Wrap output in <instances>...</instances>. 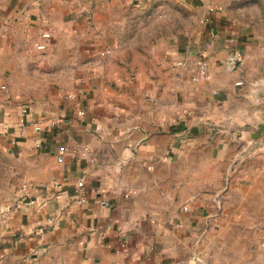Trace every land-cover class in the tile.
<instances>
[{"label": "crops", "instance_id": "1", "mask_svg": "<svg viewBox=\"0 0 264 264\" xmlns=\"http://www.w3.org/2000/svg\"><path fill=\"white\" fill-rule=\"evenodd\" d=\"M263 106L264 0H0V264H264Z\"/></svg>", "mask_w": 264, "mask_h": 264}, {"label": "rangeland", "instance_id": "2", "mask_svg": "<svg viewBox=\"0 0 264 264\" xmlns=\"http://www.w3.org/2000/svg\"><path fill=\"white\" fill-rule=\"evenodd\" d=\"M195 20L196 13L194 10L190 9L185 12L181 11V7H178V9L175 8L173 15L170 14L167 16L164 14L163 18L159 19L158 25L153 26V77L151 78L153 79V83H157V81L161 83L169 82L173 77V67H176L177 62L180 61L176 59L173 60L171 57L169 58L167 55L168 50L166 49L168 44L162 42V35H180L187 29H192ZM159 50H162L166 55L161 56ZM133 61L134 59L129 58L127 62L132 64ZM129 69L132 71L131 66H129ZM132 77L135 78L136 76L133 75ZM149 78V76H145L143 82L147 81ZM262 114H264V106L262 107ZM257 118V120H259L261 118L260 115ZM15 164L16 160L14 156H11L6 148L0 147V208L6 205L3 202V196L13 193L15 185L18 182L17 172L12 170ZM16 264H18V262H16Z\"/></svg>", "mask_w": 264, "mask_h": 264}, {"label": "built area", "instance_id": "3", "mask_svg": "<svg viewBox=\"0 0 264 264\" xmlns=\"http://www.w3.org/2000/svg\"><path fill=\"white\" fill-rule=\"evenodd\" d=\"M198 65H199V69L198 71H196L191 77H190V81L192 82H198L200 81L204 75L206 74L205 73V70H206V67H207V64L205 61H199L198 62ZM177 66L178 67H183L185 70H189L188 68V64L183 61V60H180L179 62H177ZM1 89L4 90L6 89V85H2L1 86ZM70 97H72V95L70 94ZM21 109H22V112L23 113H29L30 111V108H29V105L28 104H22L21 106ZM82 113L84 114V112L82 111ZM22 133H24V130H22ZM84 186V182L83 181H80L78 183V188H77V191L80 193L81 192V189L82 187ZM56 187L58 190L62 189L63 185L61 183H57L56 184ZM22 191H23V195L27 198L30 197L31 193H30V184H23L22 185ZM33 202V200H30ZM78 202L81 203V204H84L86 203V199L84 196H80L79 199H78Z\"/></svg>", "mask_w": 264, "mask_h": 264}, {"label": "water", "instance_id": "4", "mask_svg": "<svg viewBox=\"0 0 264 264\" xmlns=\"http://www.w3.org/2000/svg\"><path fill=\"white\" fill-rule=\"evenodd\" d=\"M261 118L256 121L248 122L246 128H250L253 132V138L258 139L264 137V114L260 116Z\"/></svg>", "mask_w": 264, "mask_h": 264}]
</instances>
